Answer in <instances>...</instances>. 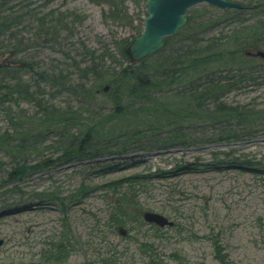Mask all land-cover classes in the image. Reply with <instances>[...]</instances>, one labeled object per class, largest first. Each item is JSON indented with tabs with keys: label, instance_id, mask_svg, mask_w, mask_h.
<instances>
[{
	"label": "rangeland",
	"instance_id": "rangeland-1",
	"mask_svg": "<svg viewBox=\"0 0 264 264\" xmlns=\"http://www.w3.org/2000/svg\"><path fill=\"white\" fill-rule=\"evenodd\" d=\"M231 1L244 6L254 0ZM129 7L140 13L133 3ZM53 8L85 17L74 44L81 40L97 51L114 50L117 39L135 37L130 28L107 23L106 8L89 0L60 1ZM204 8L211 9L207 19L221 24L213 34L238 17H264L260 10L231 18L207 5L193 10ZM184 41L176 37L169 50ZM44 55L48 64L62 57ZM261 75L241 83L228 101L264 109ZM23 107L34 111L32 105ZM6 126L0 113V128ZM231 130L238 138L220 140L219 130L210 126L186 129L185 139L175 142L166 133L156 141L138 137L128 141L126 151L113 149L62 166L53 162L59 156L54 148L34 156L32 165L49 160V167L16 185L0 180L6 186L0 192V264H43L64 234L73 245L66 264H221L217 245L227 264H264V128ZM0 159L8 165L1 152ZM119 206L129 217L122 227L114 224ZM146 213L161 215L174 227L152 226L143 219Z\"/></svg>",
	"mask_w": 264,
	"mask_h": 264
},
{
	"label": "trees",
	"instance_id": "trees-1",
	"mask_svg": "<svg viewBox=\"0 0 264 264\" xmlns=\"http://www.w3.org/2000/svg\"><path fill=\"white\" fill-rule=\"evenodd\" d=\"M60 1L74 0H0V58L6 57L0 64V113L7 123L0 128V152L9 161L0 159V180L7 185L48 168L49 160L37 165L31 160L50 148L59 154L53 162L62 166L113 149L126 151L128 141L138 137L156 141L166 133L175 142L185 139L186 129L210 126L219 130L220 140H231L238 138L234 126L264 128V109L227 99L245 80L264 74V59L248 55L264 54V17H238L213 34L221 24L205 17L211 9L191 10L178 35L183 44L169 50L171 39L160 53L131 64L126 51L143 32L148 0H89L106 8L107 23L135 32L117 39L116 49L101 51L81 40L72 43L85 17L53 8ZM130 2L138 15L131 13ZM247 10L264 12V0L244 5ZM49 52L62 57L48 64L41 58ZM25 104L34 111L23 109ZM5 187L0 185V192ZM118 214L115 226H125L129 217L120 206ZM70 249L64 234L43 264H66ZM216 250L221 264H227L222 248Z\"/></svg>",
	"mask_w": 264,
	"mask_h": 264
},
{
	"label": "water",
	"instance_id": "water-1",
	"mask_svg": "<svg viewBox=\"0 0 264 264\" xmlns=\"http://www.w3.org/2000/svg\"><path fill=\"white\" fill-rule=\"evenodd\" d=\"M199 5L222 11H242L244 8L242 4L229 0H149L143 20L144 31L130 43L126 51L131 63L138 64L162 51L168 40L177 36L188 24V12ZM249 55L264 58L260 52ZM105 90L107 92L108 87ZM144 221L160 228L174 227L173 222L158 214L146 213Z\"/></svg>",
	"mask_w": 264,
	"mask_h": 264
}]
</instances>
